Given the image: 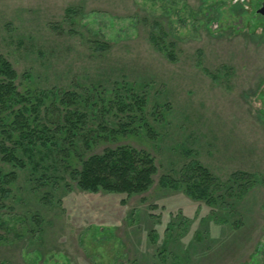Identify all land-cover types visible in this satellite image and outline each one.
I'll use <instances>...</instances> for the list:
<instances>
[{"label": "rangeland", "instance_id": "374dc122", "mask_svg": "<svg viewBox=\"0 0 264 264\" xmlns=\"http://www.w3.org/2000/svg\"><path fill=\"white\" fill-rule=\"evenodd\" d=\"M262 1L0 0V56L21 88L89 98L90 134L126 121L103 103L135 84L156 139L89 153L129 145L158 167L148 192L126 196L80 190L55 155L38 172L0 162L17 175L0 194V264H264ZM191 159L230 188L215 205L159 186Z\"/></svg>", "mask_w": 264, "mask_h": 264}, {"label": "trees", "instance_id": "16d2710c", "mask_svg": "<svg viewBox=\"0 0 264 264\" xmlns=\"http://www.w3.org/2000/svg\"><path fill=\"white\" fill-rule=\"evenodd\" d=\"M18 80L19 74L12 64L0 56V162L23 170L30 166L31 172H38L43 169L44 162L52 160L51 156L55 155L60 156L58 160L55 157V161L71 171L72 179L84 192L134 196L152 188L158 167L149 152L118 145L107 147L102 153H89L99 142L116 144L120 137L156 139V131L146 116L147 99L134 92L135 84H116L115 102H102L104 114L116 109L119 122L122 121L119 115L126 121L117 129L105 128L99 133L90 131L85 134L86 122L93 114L89 98L72 92L62 93V97L55 91L51 94L35 93L30 88H21ZM74 106L78 107L74 109ZM163 109L166 116L170 106L166 104ZM51 110L58 116L55 124L49 120ZM152 116L156 120L157 112H152ZM79 137L83 138L88 154L79 153ZM56 165L54 163L51 169H56ZM16 179L14 171L4 174L0 169L1 197L10 196L11 191L6 187ZM159 186L166 190H183L188 197L210 205L217 202L218 188L227 192L230 189L200 161L192 159L182 168L178 179L161 176ZM4 227L0 222V228Z\"/></svg>", "mask_w": 264, "mask_h": 264}, {"label": "water", "instance_id": "95a60500", "mask_svg": "<svg viewBox=\"0 0 264 264\" xmlns=\"http://www.w3.org/2000/svg\"><path fill=\"white\" fill-rule=\"evenodd\" d=\"M257 13L260 15H264V2L262 3L261 7L257 10Z\"/></svg>", "mask_w": 264, "mask_h": 264}, {"label": "flooded vegetation", "instance_id": "af4514ba", "mask_svg": "<svg viewBox=\"0 0 264 264\" xmlns=\"http://www.w3.org/2000/svg\"><path fill=\"white\" fill-rule=\"evenodd\" d=\"M263 2H264V0L261 2V5H262Z\"/></svg>", "mask_w": 264, "mask_h": 264}]
</instances>
